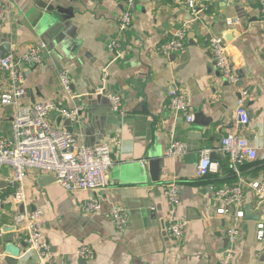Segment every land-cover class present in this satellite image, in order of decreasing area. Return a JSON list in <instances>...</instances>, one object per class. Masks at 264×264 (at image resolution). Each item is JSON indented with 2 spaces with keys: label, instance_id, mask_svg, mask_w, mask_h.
Returning a JSON list of instances; mask_svg holds the SVG:
<instances>
[{
  "label": "crops",
  "instance_id": "1",
  "mask_svg": "<svg viewBox=\"0 0 264 264\" xmlns=\"http://www.w3.org/2000/svg\"><path fill=\"white\" fill-rule=\"evenodd\" d=\"M209 9L193 21L182 0H137L131 25L121 31L119 17L124 1L114 0H0L11 6L0 27V53L24 55L31 46L45 44L43 64L21 67V86L29 96L25 105L53 101L67 109L81 108L72 133L80 144L102 142L112 147L113 167L108 186L97 194L102 209L86 214L81 205L90 192H69L42 171L30 169L25 180L26 202L11 201L12 169L0 168V264H39L27 253L26 233L15 232L13 218L36 209L43 211L39 228L50 244L52 264H85L77 251L92 247L86 264H218L229 247L227 230L236 218L218 214L223 207L215 189L238 179L229 169L221 139L237 131L238 88L250 91L247 100L250 124L241 135L257 148L255 162L242 167L249 184L264 181V24L259 0H207ZM58 8L73 9L70 21L58 18L41 33L42 20ZM187 28L185 49L163 56L157 49ZM223 37L236 70L239 86L225 82L215 67L210 39ZM4 45V46H3ZM69 71L72 93L67 94L61 72ZM176 87L187 98L188 123L170 108V91ZM8 72L0 70V96L10 91ZM119 95L125 115L111 110L107 95ZM15 107L0 104V136L13 137ZM50 122L66 128L65 120L52 114ZM174 141L187 153L170 157ZM211 151L212 170L198 178L196 169L203 150ZM49 177L48 181L41 180ZM52 177V176H51ZM54 179V178H53ZM41 180V181H40ZM176 181L180 200L173 207L165 187ZM41 182V183H40ZM239 221L242 237L235 248L234 264H264V240L258 227L264 223V200L245 185ZM122 208L129 227L119 234L110 211ZM170 216L187 222L185 237L177 242L167 236Z\"/></svg>",
  "mask_w": 264,
  "mask_h": 264
},
{
  "label": "built area",
  "instance_id": "2",
  "mask_svg": "<svg viewBox=\"0 0 264 264\" xmlns=\"http://www.w3.org/2000/svg\"><path fill=\"white\" fill-rule=\"evenodd\" d=\"M124 1L125 12L119 17L118 25L121 31H125L132 22V12L137 0ZM191 11L193 21H199L201 14L208 11L207 0H182ZM261 7V22L264 24V0H259ZM11 13V6L0 3V27L5 25ZM187 28L183 26L177 30L171 41L162 44L157 52L163 56H171L185 49ZM210 46L214 55L215 67L222 79L230 85L239 86L241 78L231 61L228 45L223 37L215 36L210 39ZM45 44L31 46L28 51L17 56L14 53H0V70L8 72L12 83L10 91L0 96L1 106L15 107V116L12 122L13 137L6 139L0 136V168L12 169L10 181L13 194L11 201L16 206H22L26 202L25 180L30 169L42 171L52 176L56 183L66 191L90 192L93 198L84 201L81 210L86 214L101 212L102 205L97 194L108 186V173L113 167L112 147L109 143L102 142L93 146L80 144L77 137L66 128H57L49 117L55 114L57 117L72 124L79 119L81 108L67 109L53 101H44L25 105L23 101L29 96L26 88L21 86L24 76L21 67H37L43 64L42 51ZM61 82L67 94L72 93L69 71L65 70L60 75ZM240 87V86H239ZM250 96L248 88H238V101L236 108V122L238 129L221 139L222 151L229 161V169L238 179L231 186H223L215 189V196L222 202L223 207L217 212L220 215L233 214L235 224L227 230L229 247L218 264H234L235 248L242 237V228L239 221L245 218L243 210L232 211V207H241L244 201L245 185L255 190L261 200H264V181L248 184L242 169L248 163L255 162L258 158L257 148L247 138L241 135V130L250 124L247 100ZM111 110L120 116L125 115L123 101L119 95H107ZM170 108L176 114L186 117L188 123L193 122V116L189 114L187 98L176 87L170 91ZM188 151L185 144L174 141L169 149L170 157H182ZM211 151L203 150L196 169L198 178H205L212 170ZM164 196L168 202L176 207L180 200V186L176 181L165 187ZM43 217V211L36 209L31 213H20L14 216V231L25 232L27 239V253L35 254L39 264H52L53 254L50 244L44 239L39 228V222ZM110 217L119 234L125 233L129 227V216L122 208L115 207L110 211ZM259 240H264V223L258 227ZM187 231V222L177 220L170 216L167 221V236L179 242ZM4 231L0 226V239ZM95 251L92 247L83 246L77 251L80 260L89 261ZM63 264V263H61Z\"/></svg>",
  "mask_w": 264,
  "mask_h": 264
},
{
  "label": "water",
  "instance_id": "3",
  "mask_svg": "<svg viewBox=\"0 0 264 264\" xmlns=\"http://www.w3.org/2000/svg\"><path fill=\"white\" fill-rule=\"evenodd\" d=\"M57 13L54 11V10H50V14H48L41 22V27L39 28V31L41 33H44V32H47L48 30H50L53 26H55L56 22L58 21V18H63V20L65 21H70L73 17H74V14H73V9H63V8H58L57 9ZM49 32V31H48ZM4 46V45H3ZM66 129L70 132H72V123L69 122V121H65L64 123ZM52 180H55L53 179V177L49 176ZM49 177H42L41 180H44V181H48L49 180ZM40 180V181H41ZM41 183V182H40ZM21 213H24V211L22 210L21 208ZM85 264L87 263V261H83Z\"/></svg>",
  "mask_w": 264,
  "mask_h": 264
}]
</instances>
